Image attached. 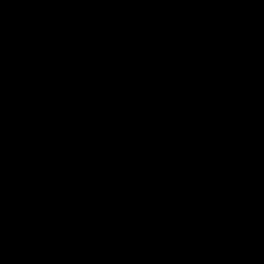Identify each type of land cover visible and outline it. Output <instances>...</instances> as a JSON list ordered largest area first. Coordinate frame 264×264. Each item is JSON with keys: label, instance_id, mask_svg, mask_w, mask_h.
<instances>
[{"label": "snow or ice", "instance_id": "obj_1", "mask_svg": "<svg viewBox=\"0 0 264 264\" xmlns=\"http://www.w3.org/2000/svg\"><path fill=\"white\" fill-rule=\"evenodd\" d=\"M42 8L33 41L46 56L264 108V0ZM50 75L19 90L0 166V264H264V135Z\"/></svg>", "mask_w": 264, "mask_h": 264}, {"label": "trees", "instance_id": "obj_2", "mask_svg": "<svg viewBox=\"0 0 264 264\" xmlns=\"http://www.w3.org/2000/svg\"><path fill=\"white\" fill-rule=\"evenodd\" d=\"M44 2L45 0H0V166L6 155L18 103H11V96L19 94L25 76L33 80H43L46 68L51 66L52 75L46 79L58 86L87 88L95 95L150 109L166 89L160 83H153L148 79L103 73L99 69L76 64L62 57L46 56L43 47L33 41L34 28ZM92 2L97 0H48L50 5L66 6ZM67 10L71 11V8ZM87 77L99 79L102 85L90 86L86 79L79 82L74 79ZM179 87L177 85L170 88L174 97L169 104L154 110L175 112L193 104H200L202 110L198 109L196 120L240 131L254 130L256 135H264V108L252 109L234 105L213 94H195L181 91Z\"/></svg>", "mask_w": 264, "mask_h": 264}, {"label": "flooded vegetation", "instance_id": "obj_3", "mask_svg": "<svg viewBox=\"0 0 264 264\" xmlns=\"http://www.w3.org/2000/svg\"><path fill=\"white\" fill-rule=\"evenodd\" d=\"M166 89L170 91L171 99H170V101H167L163 105L169 104L171 102V100L173 99V97H174V95L171 94V89L170 88H166ZM163 105H161V106H163ZM199 106H200V104L199 105L193 104L191 107H188V108H186L184 110L175 111L174 113H178V114H180V115H182L184 117H187V118L196 119L197 116H198V112H199V110H198L199 109L198 108Z\"/></svg>", "mask_w": 264, "mask_h": 264}, {"label": "rangeland", "instance_id": "obj_4", "mask_svg": "<svg viewBox=\"0 0 264 264\" xmlns=\"http://www.w3.org/2000/svg\"><path fill=\"white\" fill-rule=\"evenodd\" d=\"M170 91L165 89L160 97V99L153 105L154 108H158L159 106L163 105L167 101H170ZM19 101V94L16 96H11V103H17ZM200 111L202 110V106L199 107Z\"/></svg>", "mask_w": 264, "mask_h": 264}, {"label": "water", "instance_id": "obj_5", "mask_svg": "<svg viewBox=\"0 0 264 264\" xmlns=\"http://www.w3.org/2000/svg\"><path fill=\"white\" fill-rule=\"evenodd\" d=\"M7 97V96H6Z\"/></svg>", "mask_w": 264, "mask_h": 264}]
</instances>
